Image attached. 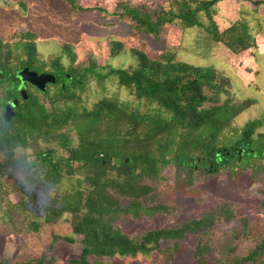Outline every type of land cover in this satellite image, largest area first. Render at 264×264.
I'll return each mask as SVG.
<instances>
[{"label": "trees", "instance_id": "1", "mask_svg": "<svg viewBox=\"0 0 264 264\" xmlns=\"http://www.w3.org/2000/svg\"><path fill=\"white\" fill-rule=\"evenodd\" d=\"M65 1L78 14L106 12ZM222 1L173 0L169 9L122 4V11L114 14L128 21L135 33L156 40L167 26L179 25L200 29L233 54L257 47L245 18L223 31L219 28L216 7ZM16 38V42L0 38V194L21 195L22 200L10 207L24 218L28 231L38 233L44 223L66 220L73 235L54 233L50 247L39 257H0V264H57L49 249L60 242L81 245V253L69 264H102L118 255L137 258L155 252L164 261L153 264H175L192 240L195 245L188 248L196 264H264V222L241 216L243 204L234 200H219L180 223L137 235L120 227L160 216L175 219L185 208L180 199L207 204L209 194L200 186L223 173L234 178L251 174L261 180L264 111L238 124L255 100L237 102L228 76L213 66L183 62L172 51L152 59L133 49L138 63L116 68L93 57L77 63L74 47L67 43L62 55L45 56L36 32ZM124 49V43L113 42L112 56ZM26 67L53 74L57 82L45 91L26 83V100L18 76ZM110 81L125 88L131 100L105 96L89 107L90 84L104 87ZM14 102L15 116L7 122L6 107ZM253 193L264 210V185ZM236 223L237 235L249 247H227L212 261L217 226Z\"/></svg>", "mask_w": 264, "mask_h": 264}, {"label": "rangeland", "instance_id": "2", "mask_svg": "<svg viewBox=\"0 0 264 264\" xmlns=\"http://www.w3.org/2000/svg\"><path fill=\"white\" fill-rule=\"evenodd\" d=\"M173 0H76L84 8H102L81 13L72 11L65 0H0V38L5 42H16L19 34L28 31L39 34L38 48L45 55L61 54L63 44H71L77 54V63L93 57L101 65L112 67H130L138 63L132 53L138 49L150 58L157 59L162 53L172 51L183 62L201 66H213L232 80V93L237 102L253 99L257 104L241 115L238 124L260 116L264 111V5H254L264 0H223L217 5L215 20L223 31L240 18H245L252 27L257 47L233 54L225 46L214 43L200 29H183L179 25L166 27L160 40L135 33L128 21L121 20L114 13L121 12L122 4L164 7L169 9ZM122 42L124 51L112 56V43ZM67 58V57H66ZM118 95L121 100H131L125 88H119L112 81L104 87L93 82L89 86L88 106L105 96ZM20 154V153H19ZM264 185V175L256 180L251 174L232 177L229 173L212 177L200 188L209 194L208 203L200 205L191 199H180L184 210L175 218L164 216L147 218L143 222L120 223L124 233L137 235L148 229L160 227L166 223L176 224L188 217H194L213 207L219 200H234L243 204L239 210L241 216L260 217L264 222V210L260 207L259 197L254 189ZM22 200L20 194L7 196L0 194V257L14 260L39 257L50 247L52 234L72 236L73 230L66 220L57 224L44 223L38 233L27 230L24 218L15 213L10 204ZM15 223V227L11 224ZM234 227L219 224L216 229V246L210 259L215 261L227 247L239 245L240 249L249 247ZM178 257L175 264H196L188 246H194L192 240ZM57 258V264H69L70 260L81 253L80 244L60 242L49 249ZM164 256L155 252L137 258L118 255L115 259H103L102 264H153L162 263Z\"/></svg>", "mask_w": 264, "mask_h": 264}, {"label": "water", "instance_id": "3", "mask_svg": "<svg viewBox=\"0 0 264 264\" xmlns=\"http://www.w3.org/2000/svg\"><path fill=\"white\" fill-rule=\"evenodd\" d=\"M19 78L21 79L22 85L20 87V91L22 96L28 100L26 83L31 84L32 86L38 88L41 91H45L49 84H55L57 82V77L53 74H38L36 71L31 70L26 67L22 71L18 73ZM18 105V102L10 103L6 107V111L4 114V118L7 122H9L14 116V107ZM129 161V160H127Z\"/></svg>", "mask_w": 264, "mask_h": 264}, {"label": "clouds", "instance_id": "4", "mask_svg": "<svg viewBox=\"0 0 264 264\" xmlns=\"http://www.w3.org/2000/svg\"><path fill=\"white\" fill-rule=\"evenodd\" d=\"M21 179L25 182V183H27L28 181H27V177H26V175L25 174H23V175H21Z\"/></svg>", "mask_w": 264, "mask_h": 264}]
</instances>
